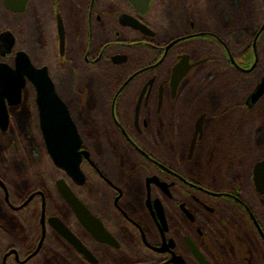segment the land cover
I'll list each match as a JSON object with an SVG mask.
<instances>
[{"label": "flooded vegetation", "instance_id": "flooded-vegetation-1", "mask_svg": "<svg viewBox=\"0 0 264 264\" xmlns=\"http://www.w3.org/2000/svg\"><path fill=\"white\" fill-rule=\"evenodd\" d=\"M206 2L149 0L141 11L129 0H28L19 12L0 0V37H14L0 65L15 71L26 52L48 67L82 139L84 176L49 155L35 85L25 73L24 85L4 83L12 76L0 68V218L20 228L5 225L0 264H203L196 252L210 264H264V194L254 181L264 157L250 159L252 140L264 143V93L250 100L264 78V0ZM163 12L181 26H164ZM61 179L110 240L79 222Z\"/></svg>", "mask_w": 264, "mask_h": 264}, {"label": "water", "instance_id": "water-1", "mask_svg": "<svg viewBox=\"0 0 264 264\" xmlns=\"http://www.w3.org/2000/svg\"><path fill=\"white\" fill-rule=\"evenodd\" d=\"M28 0H5L8 8L14 11H23L25 9L26 2ZM133 5L145 11L147 9L149 0H129ZM134 27L144 28L142 25L134 24ZM59 35L61 40V48L64 46L65 40V28L64 24L59 17L58 23ZM14 37L10 32L3 33L0 37V52H9L14 44ZM0 68L5 69L9 73L7 79H4V83L16 82L19 85H24L25 79L21 77L18 80V76L25 73L29 80L35 85L37 90V105L40 111V125L45 140V144L49 155L57 166L65 169L77 181L83 183L84 176L80 169L81 158L79 157V150L82 144V139L78 133L77 127L71 118L69 109L59 96L55 83L49 74L47 66L36 67L26 52L17 53L16 57V70L14 71L8 65H0ZM16 75V76H15ZM180 66L174 70L173 82L178 83L181 77ZM6 80V82H5ZM264 93V78L259 83L256 90L250 96V100L255 102ZM2 111L0 114L7 116V111L4 103L3 96L0 98ZM81 154V153H80ZM89 156L88 152H85ZM254 181L256 189L264 194V160L259 161L254 167ZM58 188L63 195L73 212L75 213L79 222L91 232V234L100 242L103 239L111 237L105 231L103 222L93 215L91 210L81 201L76 193L69 187L64 179L58 181ZM50 225L54 227L63 238L73 244L78 250L83 252L88 258L96 261V258L91 252L83 245L79 238L70 230V228L59 218L58 216H51L48 219ZM256 222V221H255ZM259 227L258 223L256 222ZM261 233L263 231L259 227ZM264 237V234H263ZM194 248V247H193ZM197 256L203 264H210L203 255ZM7 256H5L6 258Z\"/></svg>", "mask_w": 264, "mask_h": 264}, {"label": "trees", "instance_id": "trees-1", "mask_svg": "<svg viewBox=\"0 0 264 264\" xmlns=\"http://www.w3.org/2000/svg\"><path fill=\"white\" fill-rule=\"evenodd\" d=\"M201 2H204L205 4L207 3L206 2V0H188V5H195V9H198V6H199V4L201 3ZM204 4V5H205ZM207 6L205 5V8H206ZM171 14V13H170ZM196 18H198V16H197V14H196ZM167 19H170V17L168 16V18ZM250 44V42H248V43H246V45H249ZM45 61V60H44ZM52 61V60H51ZM45 62H47V61H45ZM50 63H52V62H50ZM49 62H48V64H50ZM241 82H244V80L243 81H241ZM248 83V82H247ZM262 144H264V143H262ZM262 144H260L259 143V141H255L254 139L252 140V143H251V146H250V149H251V156H250V159H251V164L254 162V161H256V160H258V159H261L262 157H264V149L262 148ZM50 213H53V211L51 212L50 211ZM60 215L61 216H64L62 213H60ZM65 217V216H64ZM66 218V221L69 219V218H67V217H65ZM3 219L2 218H0V241L2 240V237L4 238V233H3V228L5 227L4 226V224H3ZM263 221V220H262ZM3 235V236H2ZM62 241V240H61ZM4 245H5V242H0V254L3 252V248H4Z\"/></svg>", "mask_w": 264, "mask_h": 264}, {"label": "rangeland", "instance_id": "rangeland-1", "mask_svg": "<svg viewBox=\"0 0 264 264\" xmlns=\"http://www.w3.org/2000/svg\"><path fill=\"white\" fill-rule=\"evenodd\" d=\"M174 16H173V15ZM172 14H169V17H171L172 16V18H171V21L170 20H166L167 19V17L165 16L164 17V12L162 13V18H160V22L162 21V23H164V26H168L169 27V25L170 24H172L173 26V30H175V29H177L178 28V26L180 27L181 26V24H180V22L178 23V25L176 24V20H175V14L174 13H172ZM179 17V19H181V17L180 16H178ZM180 24V25H179ZM175 27V28H174ZM182 29V28H181ZM163 35H164V33H163ZM69 78V80L71 79V76L70 77H68ZM68 78H67V81H68ZM64 81V84H65V80L64 79H60L59 80V82H63ZM262 148L264 149V144H262ZM252 149V148H251ZM251 149H250V152H251ZM249 153V152H248ZM249 155V154H248ZM257 161V160H256ZM256 161H254L253 163H252V165L256 162ZM252 165H251V167H252ZM54 205H56V202H55V204ZM64 205L62 204V203H59L58 205H56V207L58 208V210H60V211H63L64 210V207H63ZM54 206H53V204L52 205H50V209H54L53 208ZM63 212H65V211H63ZM66 213V212H65ZM264 214V213H263ZM262 214V215H263ZM65 217H67L68 218V216H67V214L65 215ZM10 222H12L13 223V227L12 228H14V227H17V229H15V232L17 233H19V231H20V228H19V226H18V223H19V221L16 219V218H14V217H9V216H4V221H3V224H4V226L5 225H9V223ZM4 229L5 228H3V233H4ZM3 236V235H2ZM0 242H5L6 243V239H5V237L3 238L2 237V240L0 241ZM237 245H240V243L239 242H237Z\"/></svg>", "mask_w": 264, "mask_h": 264}]
</instances>
